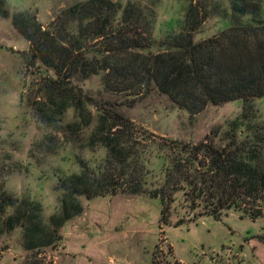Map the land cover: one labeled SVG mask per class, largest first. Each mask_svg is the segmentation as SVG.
<instances>
[{"label":"trees","instance_id":"16d2710c","mask_svg":"<svg viewBox=\"0 0 264 264\" xmlns=\"http://www.w3.org/2000/svg\"><path fill=\"white\" fill-rule=\"evenodd\" d=\"M113 1L90 0L64 11L68 20H80L79 36L73 40L59 38L56 29L43 30L35 17L26 13L12 18L15 28L31 44V58L40 60L55 72L45 86L48 109L41 110L43 121L55 126L63 121L66 109L71 107L75 109L76 121L67 126L68 130L76 132L94 122L93 108L97 124L87 147L99 143L108 149L107 156L96 167L82 161L80 174L59 178L67 194L62 212L52 216L49 225L43 221L39 203L28 197L16 201L0 192V239L21 229L23 246L28 251L62 240L63 226L84 212L81 197L91 200L118 194L147 196L160 201L161 223L164 224L171 218L177 194H182L192 209L200 207L202 217L216 221H221L231 211L251 220L263 216L264 154L254 149L260 144L257 135L254 143L240 145L236 142L223 149L208 141L162 144L150 136L144 144L133 124L113 105L93 99L74 83L103 73L108 91L140 95L143 88L149 93L153 87L192 116L209 105L237 100L249 104L263 99L264 14L261 5H254L257 0H231V27L196 42L194 34L211 12L207 7L200 11L191 4L185 16V32L161 41V50L154 53L151 50L155 41L149 37L146 21L138 17L133 21L137 16L133 5L122 9ZM121 11L123 28H117L116 24L117 30L113 31L114 21ZM0 13L9 17L2 5ZM85 36L99 41L104 50L102 54L107 55L97 60L90 59L86 53L75 54L82 49L75 44ZM155 144L170 148L171 155L163 153L169 163L162 171L163 177L153 181L156 174L149 165ZM6 205L15 207L14 215L7 219L4 218ZM181 221L178 225L186 223ZM153 264H157L156 261Z\"/></svg>","mask_w":264,"mask_h":264},{"label":"rangeland","instance_id":"374dc122","mask_svg":"<svg viewBox=\"0 0 264 264\" xmlns=\"http://www.w3.org/2000/svg\"><path fill=\"white\" fill-rule=\"evenodd\" d=\"M0 1L3 11L9 15L4 17L0 13V87L11 86L20 91L26 116H21L16 126L32 132L37 139L29 155L38 166L49 169L50 177L58 182L61 177L80 174L82 161L96 167L105 157L84 158L86 143L97 124L96 110L92 108L94 122L90 127L76 132L67 126L76 121L75 112L71 118L65 115L55 126L43 121L41 110L48 109L45 86L55 72L31 58V44L15 28L12 19L26 13L34 16L43 30L56 29L59 38L73 40L79 36L80 20H68L64 11L90 0H25L21 7L10 0ZM112 3L121 5L122 9L134 6L137 16L133 21L138 17L148 24L149 37L155 41L151 50L154 53L161 50V41L185 32V16L191 4L200 11L207 7L211 12L194 34L196 42L231 27V0H114ZM253 3L261 5L264 14V0ZM121 16L122 11L114 21L113 31L123 26ZM131 24L137 28L134 22ZM75 46H82L75 54L86 53L90 59L99 60L107 55L102 54L104 50L99 41H91L86 36ZM74 83L93 99L113 105L133 124L144 144L150 136L162 144L208 141L223 149L236 142L254 143L257 135L260 144L254 149L264 154V98L249 104L237 100L209 105L192 116L153 87L149 93L143 88L140 95L108 91L103 73ZM67 148L78 149V153L70 151L63 155ZM88 149L94 152V147ZM152 149L149 167L156 174L154 181L163 177L162 171L169 163L165 155H171V149L157 144ZM77 163L79 167L75 166ZM79 201L84 212L63 226L60 242L28 251L23 246L21 229H16L0 239V264H153L154 261L157 264H264V212L261 218L251 220L231 211L216 221L202 217L200 207L192 209L184 196L177 194L171 218L164 224L160 201L147 196L118 194L91 200L81 197ZM42 218L49 225L51 217L42 214ZM181 220L186 223L178 225Z\"/></svg>","mask_w":264,"mask_h":264},{"label":"clouds","instance_id":"9594fccd","mask_svg":"<svg viewBox=\"0 0 264 264\" xmlns=\"http://www.w3.org/2000/svg\"><path fill=\"white\" fill-rule=\"evenodd\" d=\"M24 2L25 0H10V3L20 7ZM74 112V108L66 109L69 118ZM21 116H26V112L21 104L19 89L0 87V192L16 201L27 196L40 204L44 217L50 218L62 212V202L67 192L58 181L50 177L49 169L38 166L29 155L37 139L27 129L17 128L16 121ZM70 151L78 153V149L67 148L63 155ZM84 152L85 159H90L93 155L104 158L108 149L98 143L94 146V152L88 148ZM75 166L79 167V164ZM14 213L13 205L4 207L5 219Z\"/></svg>","mask_w":264,"mask_h":264}]
</instances>
